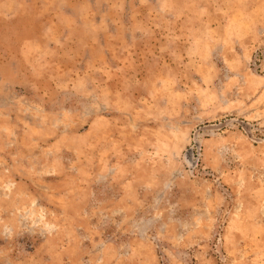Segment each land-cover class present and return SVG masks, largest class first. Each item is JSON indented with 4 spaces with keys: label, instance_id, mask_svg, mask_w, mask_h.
I'll use <instances>...</instances> for the list:
<instances>
[{
    "label": "rangeland",
    "instance_id": "1",
    "mask_svg": "<svg viewBox=\"0 0 264 264\" xmlns=\"http://www.w3.org/2000/svg\"><path fill=\"white\" fill-rule=\"evenodd\" d=\"M0 264H264V0H0Z\"/></svg>",
    "mask_w": 264,
    "mask_h": 264
}]
</instances>
